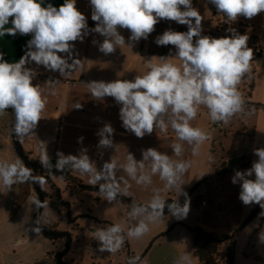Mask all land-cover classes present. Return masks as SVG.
Masks as SVG:
<instances>
[{
  "label": "clouds",
  "instance_id": "9594fccd",
  "mask_svg": "<svg viewBox=\"0 0 264 264\" xmlns=\"http://www.w3.org/2000/svg\"><path fill=\"white\" fill-rule=\"evenodd\" d=\"M76 3L77 0H64L57 7L46 0H0V37L31 34L27 51L17 62L4 60L0 53V115L13 109L12 130L21 142L34 135L33 130L43 118L48 103L40 85L33 84L38 75L37 68L42 66L46 71L59 72L62 77L69 76L81 62L74 57L76 41L83 42L90 33H97L104 39L102 42L93 40V45H97L104 55H109L125 44L132 47L141 39L147 40L161 20L187 26V31L168 28L154 41L158 46H174V56L181 63L171 62L172 54L160 56L158 62H153L152 57L145 60L148 71L132 80L88 82L92 98L99 101L112 97L120 106L122 127L137 138L152 134L156 129L166 133L171 128L178 141L171 145L175 157L182 156L185 143L191 146L193 155L198 154L200 146L209 138L205 131L191 123L202 107L207 109L213 123L225 125L237 114L245 112V100L238 85L246 76L251 78L253 50L247 45V34L229 27L227 31L231 35L228 36L203 35L204 17L193 6L192 0H89L91 19L96 22L92 29ZM207 3L213 5L226 22L236 23L240 17L252 19L264 13V0H207ZM9 23L11 26L6 27ZM119 29L130 32L127 43ZM32 63L37 68L27 66ZM46 83L51 84L53 80ZM81 107L77 103L74 108ZM114 132L111 123H105L97 132L100 138L97 147L115 149ZM82 141L83 137H79L78 143ZM253 152L258 159L249 169L236 170L231 182L240 185L242 204L259 205L262 209L259 216L264 217V147ZM56 155L53 164L44 150L41 164L49 170H71L86 175L88 183L98 185L100 196L108 203L130 195L129 181L148 187L154 176L164 182L165 190H176L178 194L172 203H166L161 190L153 189L152 198L146 204L133 201L128 218L135 223L127 231L119 223L95 230L100 252L114 254L126 239L142 238L149 232L150 224L163 220L165 207L168 216L177 220L186 218L190 211V198L182 181L191 167L190 161L173 159L151 147L142 150L140 160L128 152L123 163L111 156L102 168L90 158L87 148H81L78 155H65L60 151ZM121 170L126 176L117 175ZM29 180L39 181L43 187V178L34 177L32 170L20 160L0 161V183L4 188L10 189L16 183ZM181 195L185 197L183 204L179 200ZM34 204L37 210L49 207L47 201L36 200ZM42 222H46L44 213L37 216L30 230L39 234ZM259 240L264 242V232L259 233ZM139 261V257H133L128 264H139ZM175 264H192L190 255H181Z\"/></svg>",
  "mask_w": 264,
  "mask_h": 264
},
{
  "label": "crops",
  "instance_id": "0c3cea01",
  "mask_svg": "<svg viewBox=\"0 0 264 264\" xmlns=\"http://www.w3.org/2000/svg\"><path fill=\"white\" fill-rule=\"evenodd\" d=\"M46 3H52L59 7L64 3V0H46ZM76 7L86 16L89 29L94 28L96 22L91 19L89 0H77ZM233 24L254 28L259 38L258 45L264 52V13L252 19L240 17ZM10 26V23L6 25V27ZM119 31L127 43L130 32L126 29H119ZM151 37H148L147 40L141 39L132 47L125 44L117 48L114 53L104 55L98 50V46L92 43L93 40L102 42L104 38L97 33H90L83 42H75L74 57L80 59L81 62L71 75L65 77L60 76L59 72L46 71L42 66L37 68L35 63L27 65L31 68H37L38 75L33 80V84H39L48 99L43 118L33 130L34 135L25 137L21 142L31 160L41 164V155L44 150H47L51 157L56 155L58 151L65 155H78L81 148H87L90 158L96 161L98 168H102L103 163L110 160L111 156L118 158L119 162L123 163L128 152L133 154L135 159L140 160L142 159V150L151 147L167 153L173 159L193 161L192 152L191 156L187 158L186 148L190 150L191 146L186 143L181 157L172 155L171 145L178 141H176L175 133L171 128L166 133L156 129L152 134L137 138L122 127V122L119 119L120 106L112 97H105L98 101L93 99L89 92L88 82L94 80H132L136 75L146 73L148 69L145 60L154 57L153 62H158V58L163 56L159 53L160 46L158 47V45L156 48L150 46L148 49L146 48L147 43L151 42ZM30 39L31 34L20 35L19 33L15 36L0 37V53L3 54L4 60L12 63L17 62L27 51L26 45ZM168 54L166 55L168 56ZM174 54L170 60L179 65L181 62ZM252 65V88L246 85L248 89L247 99L251 104L262 107L264 106V53L261 57L254 59ZM49 79H52L53 83H46ZM56 80L59 82H55ZM77 103H80L82 107L74 108ZM203 121L204 126L202 127ZM105 123H111L115 130L113 135L115 149L97 147L100 139L97 132ZM191 123L193 127H199L205 131L208 137L213 135V132L209 133L210 125L213 122L207 115V109L202 107L196 119ZM12 129L13 116L9 111H6L0 115V161L14 162L20 160L23 163L15 151ZM42 136H46L48 140H43ZM79 137H83L82 143H78ZM58 173L59 175L68 174L81 180L83 184L91 185L88 183V177L81 175L78 171L65 170V172ZM192 174L193 169L190 167L182 177L184 191L190 192L192 190ZM117 175L126 176L122 170L118 171ZM59 180H63L67 188L65 180L62 178ZM129 183L131 184L130 195L127 197L137 203L146 204L152 198L153 189H160V194L165 200L178 198L176 190L164 189V182L158 176L153 177V183L148 187L137 185L134 181H129ZM21 184L16 183L10 189H6L0 183V264H58L56 255L64 247L65 242L63 240H50L42 232L37 234L30 230L34 226L33 218L36 216L33 214L36 212L34 201H40L34 188L22 207L11 217L21 191ZM184 199L179 198L181 204H183ZM61 200H63L62 196ZM100 201L99 198L94 200L98 204ZM30 202L34 205V212L31 214L26 212L27 215L24 216L23 208ZM61 208L64 207L61 206ZM87 216H93L92 212L88 211ZM87 216L86 218H89ZM95 218L101 220L98 217ZM91 230L95 232L94 229L91 228Z\"/></svg>",
  "mask_w": 264,
  "mask_h": 264
},
{
  "label": "rangeland",
  "instance_id": "374dc122",
  "mask_svg": "<svg viewBox=\"0 0 264 264\" xmlns=\"http://www.w3.org/2000/svg\"><path fill=\"white\" fill-rule=\"evenodd\" d=\"M192 2L204 17L202 34L218 31L219 23L224 20L223 16L217 13L216 8L208 4L207 0H192ZM168 28L175 31H187L186 25H180L174 21H160L149 35V37L152 36L151 42L147 43L146 48L148 49L149 46L156 48L155 39ZM159 53L163 56L168 53L173 54L175 48L172 45L160 46ZM250 83L251 78L246 76L238 85L245 100V112L234 116L228 124H223L222 130H214L213 135L200 146L198 154L193 155L191 189L196 188L201 182L202 184L191 196L192 190L190 192L186 190L190 198V211L187 217L177 220L166 213L162 221L149 225V232L142 238L126 239L121 249L114 254L99 251L98 242L91 228L96 230L119 223L127 231L131 223L127 217L130 206L118 199L108 203L99 193L78 191L80 188L75 185L66 188L64 181L59 180L64 179L62 175L46 173L58 188L63 200L58 198L57 191H53L46 180L43 179V187L38 181L39 187L47 196L45 201L49 205L48 209L42 211L46 219L42 225L48 230L55 228L58 232H67L72 236L69 253L63 262L66 264H128L130 258L139 257V264H175L181 255L188 253L192 264H197L192 248V235L188 227H200L220 238L232 236L240 228L237 233L234 264H264V242L259 240V233L264 232V217L258 216L246 224L248 217L258 205H243L239 200L240 185L231 182L236 170H246L238 168V165L253 163L258 159L253 150L264 147V106L253 105L247 99L246 85L249 87ZM186 151L188 158L191 156V147L190 150L186 148ZM236 157H240L241 162L234 166L233 170L228 163ZM224 170L229 171L222 173ZM32 174L42 178L35 170H32ZM251 178L254 179V177ZM21 188L25 193L30 194L33 190L32 181L23 182ZM96 198L101 200L100 204L94 202ZM199 199H202L203 203L202 207L197 209L193 201ZM65 203L70 204L71 219L74 221L77 218L76 223H69ZM33 206L31 202L24 206V216L27 215L26 212L30 214L34 212ZM61 206L64 208L62 209ZM88 211L92 212L93 218L101 219L99 220L101 222L86 218ZM35 213H33L34 216L38 212ZM35 220L36 216L33 218V223ZM134 223L135 221L131 224Z\"/></svg>",
  "mask_w": 264,
  "mask_h": 264
},
{
  "label": "trees",
  "instance_id": "16d2710c",
  "mask_svg": "<svg viewBox=\"0 0 264 264\" xmlns=\"http://www.w3.org/2000/svg\"><path fill=\"white\" fill-rule=\"evenodd\" d=\"M222 26L224 27V25ZM231 27L235 28L240 34H247L249 36L247 45L253 50V53H254L255 45L259 42V38H258V35L255 29L249 26H245L241 24H233V23H231ZM203 35H208V36L217 37V38L222 37V35L218 31L213 32V33L203 34ZM256 58L258 57L253 56V60ZM253 60L251 61V83L249 86L250 88H252ZM251 165H252V162L242 163L238 165V168L249 169ZM43 168H39L38 166H35L32 168V170H35L37 174H39L44 180H46L49 186L51 187V189L53 191H57L58 198H61L58 188L55 187L51 178L48 176V174H46V173L53 172L59 175V173L52 169L51 170L46 169L44 166ZM232 169L234 170L235 167H233ZM228 171L229 170H224L222 173H226ZM62 177L64 178L67 184V188H69L71 185L79 186L80 184H83L81 180L73 176H70L68 174H64L62 175ZM201 184L196 186V188H194L190 192V196L193 195V193L201 186ZM28 196H29V193L28 192L25 193L21 188L18 200L16 202L15 210L13 214L11 215V217H13L16 214V212L22 207V205L24 204ZM44 197L47 198L46 194L44 195ZM202 203H203L202 199H199L198 201H193V205H195L197 209H200L202 207ZM65 207H66V210L68 211L67 216H68L69 223H72L73 221L71 219L70 204L65 203ZM129 211L130 210L128 209V212ZM261 211L262 209L258 205L256 209L252 212V214L248 217L246 224L252 221L253 219H255L256 217H258ZM128 212H127V217H128ZM87 217L92 218L96 222H101L97 220L96 218H93L92 216H87ZM76 220L77 218L74 219V221ZM130 222L133 223V221H130ZM239 230L240 228L236 230L232 236L220 238L214 233H208L200 227H188V231L192 235V248L194 252V257L197 260V264H234L235 252H236V246H237V233L239 232Z\"/></svg>",
  "mask_w": 264,
  "mask_h": 264
},
{
  "label": "water",
  "instance_id": "95a60500",
  "mask_svg": "<svg viewBox=\"0 0 264 264\" xmlns=\"http://www.w3.org/2000/svg\"><path fill=\"white\" fill-rule=\"evenodd\" d=\"M7 111H9L12 114V116H13V124H14L15 117H14L13 109L9 108V109H7ZM13 137H14V147H15V151L18 154V156L21 158V160L23 161L24 165L26 167L30 168L31 170L35 166H38L39 168H43V166H41L38 162H35V161H33V160L30 159V157L26 154V152H25V150L23 148V145H22L21 141L18 140V138L15 136L14 133H13ZM240 162H241V158L240 157H236L235 159L229 161L228 166L233 168L234 166H236ZM31 181H32V184H33V188L35 189L36 193L38 194V196L40 198V201L41 202H45L44 193L42 192L41 188L39 187L38 181H35V180H31ZM78 187L81 190H83V191L92 192V193H99L98 192V186L80 184ZM117 199L123 201L124 203H126L129 206L133 202V200L131 198L127 197V196H120ZM172 200H175V199L170 198V199H168L166 201V203H172ZM138 204H141V203H138ZM42 211H43V209L38 210V213L36 215V218H37V216L39 214L42 213ZM164 211H165V214L168 213L167 207H165V210ZM41 232L47 238H49L50 240H53V241H57V240H60V239H63V238L65 239V250L61 251L58 254V256H57V262H58V264H65L63 262V259L69 253L70 245L72 243V236L69 233H67V232H65V233H61V232H49V230L46 227H44L43 225H42V231Z\"/></svg>",
  "mask_w": 264,
  "mask_h": 264
},
{
  "label": "built area",
  "instance_id": "2783aa9c",
  "mask_svg": "<svg viewBox=\"0 0 264 264\" xmlns=\"http://www.w3.org/2000/svg\"><path fill=\"white\" fill-rule=\"evenodd\" d=\"M224 25V27L222 26ZM231 27V23L230 22H226V19L224 17V22H222L220 24V28L218 30V32L222 35V36H228V35H231V33H229L227 31V29ZM263 50L260 48V46L258 45V43L255 45V50H254V53H253V56L255 57H261L263 55ZM216 129H219L222 130L223 129V124L222 123H214L212 125H210V128H209V133L213 132L214 130ZM42 139L43 140H48V138H46V136H42ZM51 161L53 164H55V160L57 158V155H52L51 157ZM52 170H55L57 172H65V170L61 171V170H56L55 168H53Z\"/></svg>",
  "mask_w": 264,
  "mask_h": 264
},
{
  "label": "flooded vegetation",
  "instance_id": "af4514ba",
  "mask_svg": "<svg viewBox=\"0 0 264 264\" xmlns=\"http://www.w3.org/2000/svg\"><path fill=\"white\" fill-rule=\"evenodd\" d=\"M74 223H76V221H73ZM49 232H58L57 231V229H55V228H51L50 230H49ZM60 240H63L64 242H65V239L63 238V239H60ZM63 250H65V245H64V247L58 252V254L61 252V251H63ZM58 254L56 255V258H57V256H58ZM66 257V256H65ZM64 257V258H65ZM66 264V263H65Z\"/></svg>",
  "mask_w": 264,
  "mask_h": 264
}]
</instances>
